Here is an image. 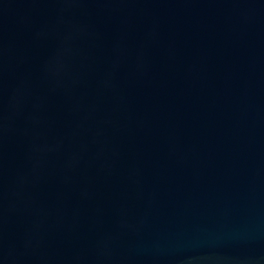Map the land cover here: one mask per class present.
<instances>
[{"label":"water","instance_id":"95a60500","mask_svg":"<svg viewBox=\"0 0 264 264\" xmlns=\"http://www.w3.org/2000/svg\"><path fill=\"white\" fill-rule=\"evenodd\" d=\"M0 264H264V0H0Z\"/></svg>","mask_w":264,"mask_h":264}]
</instances>
